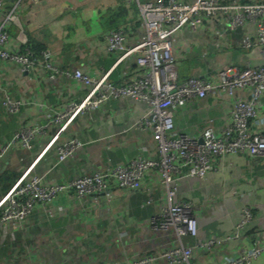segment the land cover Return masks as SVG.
<instances>
[{"label": "crops", "instance_id": "crops-1", "mask_svg": "<svg viewBox=\"0 0 264 264\" xmlns=\"http://www.w3.org/2000/svg\"><path fill=\"white\" fill-rule=\"evenodd\" d=\"M138 1L145 0H26L21 16L11 23L9 32L22 47H28V42L42 47L34 55L38 70L44 69L41 51L49 49V61L55 66L77 67L101 75L109 72L110 81L120 82L136 75L138 67L132 56L114 65L116 60L106 52L104 37L108 29L122 26L129 43L140 41L143 30ZM114 19L118 22L112 25ZM243 27L230 29L222 17L207 19L196 30L173 28L170 36L179 79L193 75L212 77L219 67L229 63L238 67L263 63L259 46L242 44L245 34L254 39L253 27ZM45 70L35 80H27L18 69L3 79L2 84L10 93L32 100L33 104L9 115L0 103V146L8 142L19 124L42 128L35 134L31 148L17 144L9 147L0 158V173L5 169L20 172L33 164V171L52 183L153 154L155 141L148 129L132 126L117 132L147 109L145 103L130 98L109 99L67 126L45 125V108L36 104L59 106L85 95L79 80L59 74L50 77V70ZM125 71L130 74L125 76ZM58 92L62 94L57 97ZM250 92L246 88L236 89L232 96H193L175 109L174 129L199 137L202 129L211 126L220 133L233 98L245 97ZM250 127L252 131L264 129V108L250 121ZM70 137L85 143L72 157L55 164L56 145ZM212 162L213 168L205 178L182 177L176 181L175 200L192 203L198 226L197 234L183 235L182 242L195 245L206 236L231 232L239 220L242 204L251 208L252 219L240 242L194 247L192 260L200 264H220L240 247L264 244V157L236 153L214 156ZM164 193L155 169L146 172L141 187L133 191L113 186L109 193L85 197L77 196L73 189L60 193L48 206L39 205L25 220L0 226V235L5 233L14 245L8 250L11 254L5 264H103L167 245L172 235L163 237V233L155 234L148 226L150 216L160 210L159 198ZM149 197L152 200L146 203ZM143 235L145 240H141ZM15 250L24 255H17ZM1 256L0 261L4 258ZM252 264H264V253Z\"/></svg>", "mask_w": 264, "mask_h": 264}, {"label": "built area", "instance_id": "built-area-1", "mask_svg": "<svg viewBox=\"0 0 264 264\" xmlns=\"http://www.w3.org/2000/svg\"><path fill=\"white\" fill-rule=\"evenodd\" d=\"M138 5L143 30L139 42L129 43L122 26L110 28L105 33V50L115 58L114 65L132 56L138 67L136 75H129V71H125L124 75H129L126 79L113 82L108 78L109 72L101 75L84 72L77 67L65 69L55 66L49 61V49L41 51L44 69H36L38 60L31 49L22 47L9 32L11 23L21 16L26 0H0V103L6 114H18L33 102L10 93L2 84L3 79L18 69L25 73L27 80H35L43 76L48 68L50 77L59 74L79 80L85 88V95L59 106L43 102L36 104L45 108V125L67 126L109 99L130 98L145 103L147 109L117 132L137 126L148 129L155 141L150 157L138 156L102 170L77 175L70 180L47 183L44 175L34 172L33 164L29 165L21 171L9 191L0 195V224L23 221L39 205L48 206L57 195L71 189L80 197L109 193L113 186L125 191L136 190L141 187L145 173L155 169L165 193L159 198V212L150 216L148 226L163 233V237L170 233V243L153 251L126 256L123 261H106L103 264H200L192 260L193 248L240 242L244 228L252 219V210L242 204L239 220L231 232L209 235L196 241L195 245H186L182 242V236L197 234V219L192 211V203L175 200L176 181L182 177L205 178L213 168L214 156L247 153L264 157V129L252 131L250 127V121L255 120L259 110L264 108V61L242 67L229 63L219 67L212 77L193 75L179 79L170 34L176 27L196 30L207 19L223 17L230 29L253 27L254 39L245 34L242 44L259 46L264 57V1L145 0L138 1ZM246 88L251 92L245 97L233 98L220 133H216L211 126L202 129L199 137L174 129L175 109L184 105L189 98L204 97L208 93L232 96L236 89ZM61 94L58 92L57 97ZM41 128L42 125H17L8 142L0 146V158L13 144L31 148L35 134ZM84 143L77 137L58 143L55 147V164L72 157ZM151 200V197L147 198L146 203ZM263 253L264 244L240 247L220 264H252Z\"/></svg>", "mask_w": 264, "mask_h": 264}, {"label": "trees", "instance_id": "trees-1", "mask_svg": "<svg viewBox=\"0 0 264 264\" xmlns=\"http://www.w3.org/2000/svg\"><path fill=\"white\" fill-rule=\"evenodd\" d=\"M117 22H118L117 19H114L110 23H112V25H115ZM28 47L31 49L33 55H35L36 52H39V50H41L42 48L41 46L40 47L35 46L31 42H28ZM20 173L21 171L18 172L15 169H5L0 173V195L9 191V189L12 187V185L14 184L15 180L18 178Z\"/></svg>", "mask_w": 264, "mask_h": 264}, {"label": "rangeland", "instance_id": "rangeland-1", "mask_svg": "<svg viewBox=\"0 0 264 264\" xmlns=\"http://www.w3.org/2000/svg\"><path fill=\"white\" fill-rule=\"evenodd\" d=\"M184 65V64H183ZM184 67V66H183ZM1 225H3V224H0V226ZM154 233L155 234H158V235H161V232L160 231H157V230H154ZM8 236L5 234V233H3V235H0V239H2L1 241H0V254H2V256H1V258L2 257H4L3 259H1V261H3L4 262V264L7 262V255L8 254H11V252H9L8 250H10L11 251V249H13V244H11V243H9L10 241H8ZM141 240H145V235H143V236H141ZM22 243H21V245L22 246H25V245H23V244H25V242L24 241H21ZM2 250H3V253H2ZM8 251V253L6 254V252ZM16 251V250H15ZM4 252H5V255H4ZM17 255H21L22 254V252H19V251H16L15 252ZM15 254V255H16ZM22 255H24V254H22ZM22 259V258H21ZM0 261V262H1ZM1 264V263H0Z\"/></svg>", "mask_w": 264, "mask_h": 264}, {"label": "water", "instance_id": "water-1", "mask_svg": "<svg viewBox=\"0 0 264 264\" xmlns=\"http://www.w3.org/2000/svg\"><path fill=\"white\" fill-rule=\"evenodd\" d=\"M201 141V140H200Z\"/></svg>", "mask_w": 264, "mask_h": 264}]
</instances>
